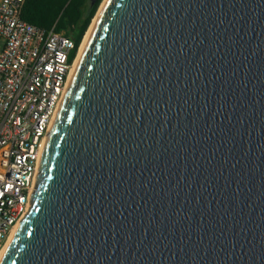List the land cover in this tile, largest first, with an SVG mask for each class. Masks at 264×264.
<instances>
[{
	"label": "water",
	"instance_id": "obj_1",
	"mask_svg": "<svg viewBox=\"0 0 264 264\" xmlns=\"http://www.w3.org/2000/svg\"><path fill=\"white\" fill-rule=\"evenodd\" d=\"M51 126L0 264H264V0H106Z\"/></svg>",
	"mask_w": 264,
	"mask_h": 264
},
{
	"label": "built area",
	"instance_id": "obj_2",
	"mask_svg": "<svg viewBox=\"0 0 264 264\" xmlns=\"http://www.w3.org/2000/svg\"><path fill=\"white\" fill-rule=\"evenodd\" d=\"M24 1L0 0V249L29 209L77 53L70 59L75 43L63 30L24 21Z\"/></svg>",
	"mask_w": 264,
	"mask_h": 264
},
{
	"label": "trees",
	"instance_id": "obj_3",
	"mask_svg": "<svg viewBox=\"0 0 264 264\" xmlns=\"http://www.w3.org/2000/svg\"><path fill=\"white\" fill-rule=\"evenodd\" d=\"M101 1L25 0L21 18L37 27L63 30L75 43L70 54L72 59Z\"/></svg>",
	"mask_w": 264,
	"mask_h": 264
},
{
	"label": "bare ground",
	"instance_id": "obj_4",
	"mask_svg": "<svg viewBox=\"0 0 264 264\" xmlns=\"http://www.w3.org/2000/svg\"><path fill=\"white\" fill-rule=\"evenodd\" d=\"M105 1H106V0H104L103 3L101 4V7H100L99 11L97 12V15H96V16L94 17V19H93V23H91V26H90L89 30L87 31V33H86L84 39L81 41V43H80L79 46H78V49H77V53H76L75 59H74V61H73V63H72L71 69H70V73H69V77H68V82H67V87H66V90H65V92H64V95H63V97H62V99H61L60 104L62 103V100H63V98H64V96H65V94H66V92H67V90H68V88H69V86H70V83H71V81H72V79H73V76H74V74H75V71H76L77 65H78V63H79V61H80V59H81V57H82V54H83L84 49H85V47H86V44H87V42H88V40H89V37H90V35H91L92 29H93V27H94V25H95V22H96V20H97V17H98V15H99V13H100V11H101V9H102V7H103ZM60 104H59V107H60ZM59 107H58V109H59ZM58 109H57V112H56V113H58ZM55 120H56V114H55V118H54L53 122H54ZM52 124H53V123H52ZM51 127H52V126H51ZM51 127H50V129H49V132H50V130H51ZM49 132H48V133H49ZM47 137H48V135H47L46 138H45L44 146L46 145ZM43 149H44V147H43ZM18 223H19V222H17V224L13 227V229H12L10 235L8 236V238H7V240L5 241L4 245H3L2 248L0 249V259H1V257L3 256V254H4V252H5L6 248H7V246L9 245V243H10V241H11V239H12V237H13V235H14L16 229H17Z\"/></svg>",
	"mask_w": 264,
	"mask_h": 264
},
{
	"label": "rangeland",
	"instance_id": "obj_5",
	"mask_svg": "<svg viewBox=\"0 0 264 264\" xmlns=\"http://www.w3.org/2000/svg\"><path fill=\"white\" fill-rule=\"evenodd\" d=\"M103 1H104V0H102V1H101V3H100V5H99V7H98V9H97V11H96V13H95L94 17L97 15V12L99 11V9H100V7H101V4L103 3ZM94 17L92 18V20H91V22H90V24H89V26H88V28H87L86 32L84 33L82 40L84 39V37H85V35H86L87 31L89 30V28H90V26H91V23H93V19H94ZM82 40H81V41H82ZM80 43H81V42H80Z\"/></svg>",
	"mask_w": 264,
	"mask_h": 264
}]
</instances>
